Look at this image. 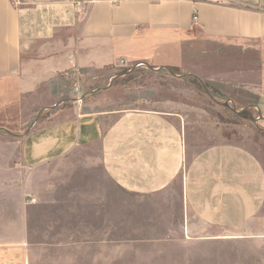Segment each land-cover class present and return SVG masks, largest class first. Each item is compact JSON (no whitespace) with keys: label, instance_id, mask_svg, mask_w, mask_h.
Returning a JSON list of instances; mask_svg holds the SVG:
<instances>
[{"label":"crops","instance_id":"crops-1","mask_svg":"<svg viewBox=\"0 0 264 264\" xmlns=\"http://www.w3.org/2000/svg\"><path fill=\"white\" fill-rule=\"evenodd\" d=\"M125 60L160 69L144 86L127 74L57 101L75 73ZM188 73L227 95L221 107L252 110L261 133L210 125L188 100L198 81ZM49 106L32 131L0 141V255H21L36 187L63 193L76 175L75 201L104 202L107 214L113 188L126 201L169 196L175 243L264 241V0H0V112Z\"/></svg>","mask_w":264,"mask_h":264},{"label":"rangeland","instance_id":"rangeland-1","mask_svg":"<svg viewBox=\"0 0 264 264\" xmlns=\"http://www.w3.org/2000/svg\"><path fill=\"white\" fill-rule=\"evenodd\" d=\"M133 63L125 60L112 64L100 73H75L74 89L58 91L57 101L64 97L78 99L84 94L85 97L102 94L103 89L91 92L95 88L106 87L111 80L121 84L129 78L126 77L127 74L138 77L132 82L133 86L151 83L154 76L144 65L121 76L132 68ZM163 72L165 73L162 74L171 76L170 73ZM171 72L175 73L173 70ZM116 75L119 76L113 78ZM95 77L98 79H94ZM188 82L186 87L192 88L196 93L195 96L188 97V100L193 105L197 103L203 106L206 121L210 125L214 123L215 129H221L226 135L261 133L259 125H254L252 110L242 111L236 103H226L225 107H221L215 101L222 103L227 95L219 96L221 98L218 100L203 80L215 100L212 101L198 81ZM169 87L182 88L174 82ZM39 109L33 108L22 116L18 111V116L14 118L0 112V141H16L46 120L55 108L49 106L44 109L34 121ZM64 114L65 112L62 115ZM32 121L35 123L27 131ZM258 138L257 141L264 146V138L260 135ZM262 153L264 154V149ZM96 171L97 177L98 169ZM76 176H69L63 193L57 185L48 187L40 183L36 187L34 202H25L26 244L22 246L21 255H0V264H264V241L255 238L229 240L223 245L173 242L170 224L172 213L176 222L177 211H171L175 202L170 203L169 196L142 198L129 194L126 201L125 197H120L121 192L113 188V206L108 208V214L105 213L104 202L102 204L98 201L96 205L93 200L77 202L73 191L78 192L82 186ZM94 207L97 213L94 212ZM262 214L264 216V210Z\"/></svg>","mask_w":264,"mask_h":264},{"label":"water","instance_id":"water-1","mask_svg":"<svg viewBox=\"0 0 264 264\" xmlns=\"http://www.w3.org/2000/svg\"><path fill=\"white\" fill-rule=\"evenodd\" d=\"M142 64L145 65V66H146L147 68H149L150 70H153V71H156V70H159V69H160V68L153 69V68L149 67L145 62H140V63L134 64V65L132 66L131 69L125 71V73L122 74L121 76L125 75L126 73H129L132 69H134L135 67H138V66H140V65H142ZM164 69H165L166 72L170 73L171 75H174V76H177V77H181L180 75H177V74H175L174 72H171V70L168 69V68H164ZM187 75L196 78V79L199 81L200 85H201L202 87H204L205 92L208 94V96L210 97V99H211L212 101H215V100L212 98V96L210 95V93L208 92L207 87L204 85V83H203V82H202L197 76H195L194 74H191V73H188ZM187 75H184V76H187ZM118 76H119V75H116L114 78H116V77H118ZM111 82H112V81H110V83H109L106 87H103V88H96V89H95L94 91H92L91 93L95 92L96 90H100V89H104V88L109 87L110 84H111ZM215 102H217V101H215ZM217 103H219V102H217ZM44 109H45V108L41 109V110L38 112V114H37L36 117L34 118V121L38 118L40 112L43 111ZM34 121H32V123H31L30 126L28 127L27 131L29 130V128H30L32 125H34V123H35ZM7 132H8V131H7Z\"/></svg>","mask_w":264,"mask_h":264},{"label":"built area","instance_id":"built-area-1","mask_svg":"<svg viewBox=\"0 0 264 264\" xmlns=\"http://www.w3.org/2000/svg\"><path fill=\"white\" fill-rule=\"evenodd\" d=\"M193 20H196V16H193Z\"/></svg>","mask_w":264,"mask_h":264}]
</instances>
